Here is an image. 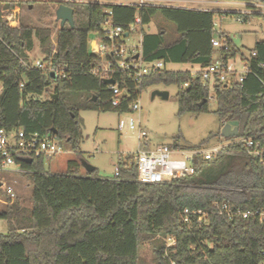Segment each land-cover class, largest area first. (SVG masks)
<instances>
[{
	"label": "trees",
	"instance_id": "trees-1",
	"mask_svg": "<svg viewBox=\"0 0 264 264\" xmlns=\"http://www.w3.org/2000/svg\"><path fill=\"white\" fill-rule=\"evenodd\" d=\"M214 1L245 2L248 11L163 5L139 10L124 4L50 0L56 10L61 3L74 8L75 26L59 23L54 32L50 26L33 27L22 21L18 27L10 26L5 11L24 1L0 0V128L55 135L83 160L80 110L129 112L148 86L176 84L179 114L208 112L212 88L221 124L237 120L238 137L264 142V40L247 54L233 45L228 34L218 36L230 45L226 59L240 55L249 63L243 83L211 87L200 74L193 76L192 70L167 68L170 63H185L203 69L214 62L221 54L212 44L216 15H234L246 23L264 19V13L256 10V4L264 0ZM138 14L142 60H163L165 67L136 81L107 52L105 57L112 63L109 75L122 91L117 96L120 104L113 106L115 95L105 82L107 73L92 72L101 65L102 56L91 51L90 37L108 43L104 37L107 19L129 31ZM158 16L176 25L175 40L166 41L168 32L163 28L154 33L147 30ZM36 39L43 68L36 67L29 56ZM50 66L59 69L55 77ZM210 137L222 138L221 131ZM132 159L121 158L113 178L98 176L97 167L81 173L78 161L69 162L66 172L52 173L46 171L42 157L31 163L18 159L32 186L31 204L24 206L18 198L0 205V220L7 221V232H0V264H140V247L145 242L155 264H264V224L253 217L213 212L214 201L264 209V168L242 145H232L211 160L197 157L194 175L166 183L139 182ZM185 209L201 210L202 220L198 214H185ZM169 238L175 244L168 245Z\"/></svg>",
	"mask_w": 264,
	"mask_h": 264
},
{
	"label": "rangeland",
	"instance_id": "rangeland-1",
	"mask_svg": "<svg viewBox=\"0 0 264 264\" xmlns=\"http://www.w3.org/2000/svg\"><path fill=\"white\" fill-rule=\"evenodd\" d=\"M10 1V0H9ZM22 6L15 9L6 10L4 19L10 26H20V21L25 25L33 27L50 26L54 32L60 23L56 19V9L50 0H22ZM55 1H83V0H55ZM101 2H118V0H95ZM110 1V2H109ZM49 4V5H48ZM256 4L257 12L264 13V5ZM188 7H205L212 10L243 11L247 10V4L235 1H214L207 2H186ZM244 12V11H243ZM160 28L167 30L166 41L170 42L178 37L176 25L173 22L156 17L147 27L149 32H158ZM215 30L218 37L220 33H226L233 41V45L245 53H249L256 42L264 40V19L254 18L249 22H243L234 15L218 14L215 16ZM96 37H90V47ZM141 34L138 31L131 33L129 39H125L126 44L132 45L134 41H139ZM35 48L29 52L31 61L42 60L40 54L39 42L36 39ZM241 56H237V68L241 70ZM101 63L106 61L102 58ZM170 70H196L191 64L170 63L167 65ZM1 86V83H0ZM154 90L168 91V99H161L156 96L152 98ZM53 91V89H52ZM178 86L176 84L165 85L155 84L143 89L138 98L139 110L119 113L117 111L102 110H80L82 118V141L80 151L82 158L98 168L97 175L103 178H113L116 174V168L121 158L133 157L147 144L148 148H155L158 145L167 144L177 146L183 150H192L196 148L208 149L219 145L224 141L223 137H210L211 133L221 131L224 125L221 124L219 117L215 114L217 109V100L213 89L210 91L209 111L196 113L179 114L178 101L176 94ZM83 100V99H82ZM130 118L136 122V127L131 129L128 124L120 128L119 120L128 123ZM140 124V125H139ZM145 130L148 135L139 139V133ZM208 139V142L199 147V145ZM64 152L56 157L45 160V169L47 172L58 173L66 172L69 168V162L78 161L80 163V172L85 173L86 169L82 165V159L77 157L76 152L66 141H60ZM15 168V167H14ZM1 178L11 183L17 193V198L22 205L31 204L32 186L24 174H14L2 172ZM4 206V204H2ZM0 232H7V221L0 220ZM140 264H155L154 254L148 242L140 247Z\"/></svg>",
	"mask_w": 264,
	"mask_h": 264
},
{
	"label": "built area",
	"instance_id": "built-area-1",
	"mask_svg": "<svg viewBox=\"0 0 264 264\" xmlns=\"http://www.w3.org/2000/svg\"><path fill=\"white\" fill-rule=\"evenodd\" d=\"M121 3L137 6L140 10L145 6H185L186 2L191 3V0H120ZM90 2H101L92 0ZM107 3V2H101ZM261 4L260 6H263ZM141 24V17L138 14L136 23L131 25L129 31H125L122 26H113L111 21L107 19L104 26V37L108 43L99 38H95L91 44V51L95 54H100L106 63L92 69L93 73L100 70L107 73L106 79L111 78L109 71L112 68V63L105 54L108 52L115 58L117 67L126 71L130 77L139 81L140 78L151 73L162 70L165 67L163 60H155L152 62H144L142 60V38L139 41H134L132 45H127L125 39H129L131 33L138 31ZM128 33V35H126ZM213 47L221 52L215 57L214 62L206 68H198L192 70V75L200 74L203 81L213 87L216 83H225L234 85L235 83H243L247 74L250 72V65L247 61L240 59L242 69L238 70L236 58H225V51L229 50L230 45L226 39L214 37L212 39ZM255 54V53H254ZM136 55H139L136 57ZM36 67L43 68L45 64L38 60L35 63ZM26 66L32 63H25ZM50 70L57 73L58 68L50 66ZM23 86V84H21ZM115 97L112 100L113 106H118L121 99L117 96L122 94L119 84L110 85ZM2 86H0V94ZM131 110H139L138 100L130 106ZM128 124L131 129L136 127V122L133 118L125 122L119 120V127L123 128ZM140 125V124H139ZM148 133L141 130L139 139L147 137ZM231 140L224 141L219 145L208 149L196 148L192 150H183L167 144L158 145L155 148H148L145 144L135 155L134 161L138 169V181L141 183H166L176 179L192 176L196 172L195 161L197 157H202L206 160L214 159L221 153L227 151L232 145H242L245 152L251 157L257 159L264 168V142L257 137H233ZM64 152V148L60 140L55 135L39 136L38 134L27 135L24 131L7 130L0 128V174L2 172L24 174L27 171L17 163L18 159H33L44 158L50 160L58 154ZM15 167V168H14ZM119 169L116 168V174ZM114 176V177H115ZM0 205L8 204L17 200V193L14 186L8 183L5 179H0ZM213 212L224 214L231 218H255L259 219L264 224V209H243L235 206L227 201H214ZM185 214L194 213L199 215V220L203 218L201 210L190 211L185 209ZM169 244H175V239L169 238Z\"/></svg>",
	"mask_w": 264,
	"mask_h": 264
},
{
	"label": "water",
	"instance_id": "water-1",
	"mask_svg": "<svg viewBox=\"0 0 264 264\" xmlns=\"http://www.w3.org/2000/svg\"><path fill=\"white\" fill-rule=\"evenodd\" d=\"M56 19L60 22V26L63 27L66 23H69L72 27L75 26V20H74V8L66 5L65 3H61L57 10H56ZM128 35V33L126 34ZM139 55H136L138 57ZM52 75L55 77L56 73L53 72ZM105 82L109 85H114L116 82L112 78L105 79ZM156 96L160 97L161 99H168L170 94L168 91L165 90H154L152 92V98H155ZM54 98H58L57 95L53 96ZM93 101H96V97L93 98ZM239 121L233 120L226 123L222 129H221V136L224 138H232L239 135ZM26 162L31 163L32 159H25ZM82 165L88 172H92L95 170V166L87 162L86 160H82ZM1 186V182H0Z\"/></svg>",
	"mask_w": 264,
	"mask_h": 264
},
{
	"label": "crops",
	"instance_id": "crops-1",
	"mask_svg": "<svg viewBox=\"0 0 264 264\" xmlns=\"http://www.w3.org/2000/svg\"><path fill=\"white\" fill-rule=\"evenodd\" d=\"M90 1H92V0H83V1H81V2H90ZM200 1H205V2H207V1H209V0H191V3H193V2H200ZM110 2V1H109ZM108 3V2H107ZM111 3H121V1L120 0H118V2H111ZM241 3H243V4H247V3H245V2H241ZM176 7H182V8H188V9H199V10H212L211 8H205V7H188V6H176ZM215 11H225V10H217V9H214ZM241 11V10H240ZM243 11H248V10H243ZM152 33H154V32H152ZM193 66V65H192ZM193 67H195V68H197V66H193Z\"/></svg>",
	"mask_w": 264,
	"mask_h": 264
}]
</instances>
